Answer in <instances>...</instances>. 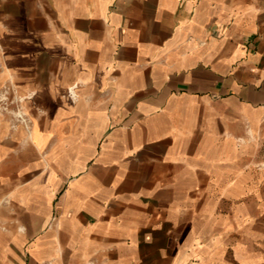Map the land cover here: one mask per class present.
I'll list each match as a JSON object with an SVG mask.
<instances>
[{"label": "crops", "instance_id": "1", "mask_svg": "<svg viewBox=\"0 0 264 264\" xmlns=\"http://www.w3.org/2000/svg\"><path fill=\"white\" fill-rule=\"evenodd\" d=\"M264 0H0V264H264Z\"/></svg>", "mask_w": 264, "mask_h": 264}, {"label": "rangeland", "instance_id": "2", "mask_svg": "<svg viewBox=\"0 0 264 264\" xmlns=\"http://www.w3.org/2000/svg\"><path fill=\"white\" fill-rule=\"evenodd\" d=\"M264 149V148H263Z\"/></svg>", "mask_w": 264, "mask_h": 264}]
</instances>
